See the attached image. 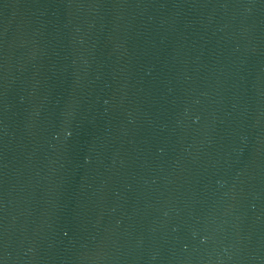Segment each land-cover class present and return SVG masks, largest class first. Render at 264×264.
<instances>
[{"label": "water", "instance_id": "1", "mask_svg": "<svg viewBox=\"0 0 264 264\" xmlns=\"http://www.w3.org/2000/svg\"><path fill=\"white\" fill-rule=\"evenodd\" d=\"M0 264H264V0H0Z\"/></svg>", "mask_w": 264, "mask_h": 264}]
</instances>
